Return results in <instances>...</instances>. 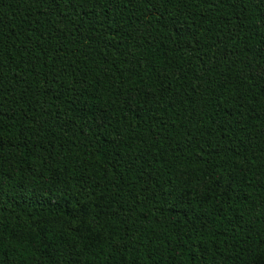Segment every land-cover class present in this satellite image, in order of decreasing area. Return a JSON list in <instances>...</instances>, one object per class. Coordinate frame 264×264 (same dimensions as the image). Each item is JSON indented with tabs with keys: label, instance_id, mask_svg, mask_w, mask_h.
<instances>
[{
	"label": "trees",
	"instance_id": "1",
	"mask_svg": "<svg viewBox=\"0 0 264 264\" xmlns=\"http://www.w3.org/2000/svg\"><path fill=\"white\" fill-rule=\"evenodd\" d=\"M0 264H264V0H0Z\"/></svg>",
	"mask_w": 264,
	"mask_h": 264
}]
</instances>
